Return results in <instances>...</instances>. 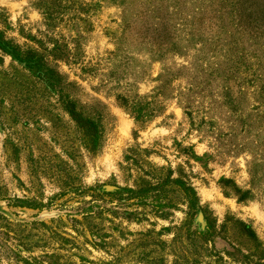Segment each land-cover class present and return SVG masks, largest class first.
Returning <instances> with one entry per match:
<instances>
[{
    "label": "rangeland",
    "instance_id": "374dc122",
    "mask_svg": "<svg viewBox=\"0 0 264 264\" xmlns=\"http://www.w3.org/2000/svg\"><path fill=\"white\" fill-rule=\"evenodd\" d=\"M49 1L0 0V264H100L97 228L132 247L153 230L165 264H264V99L252 81L239 113L229 109L209 47L192 37L203 0ZM66 100L96 123L95 148ZM71 182L85 194L53 198ZM184 183L203 214L191 228L214 225L208 243L184 237ZM89 186L146 187L147 202L160 196L170 206L93 200ZM95 203L98 216L77 215Z\"/></svg>",
    "mask_w": 264,
    "mask_h": 264
},
{
    "label": "trees",
    "instance_id": "16d2710c",
    "mask_svg": "<svg viewBox=\"0 0 264 264\" xmlns=\"http://www.w3.org/2000/svg\"><path fill=\"white\" fill-rule=\"evenodd\" d=\"M71 1L74 2L75 0ZM162 1L150 0V3L153 5L154 2L161 3ZM54 2L56 3V0H51L48 4L53 5ZM203 3L200 10H197L194 14V30L197 32L192 33V37L200 45L209 47L204 56L215 61V66H212V69L222 75L224 84L222 91L225 96V102L228 103L229 109L233 113H239V95L242 93L241 90L244 86L253 84L252 81L260 84L259 96H263L264 99V40L263 43H260V39H264V0H203ZM77 5L81 7L83 5H92V3L81 1ZM154 5V9L157 10L159 4ZM57 6H61V2ZM159 32L158 30V34ZM1 42L2 39H0V44ZM28 53L34 57L30 50ZM63 107L76 126L81 129L87 145L90 148H95L99 134L96 123L85 116L72 100H66ZM223 181L232 186L239 199L243 200L246 198L248 191H242L230 179H224ZM166 182L171 181L168 178L160 181L159 190L162 193L165 192L164 186ZM85 189L90 192L88 193L89 196L95 197L93 200L107 196L111 197V199L124 200L131 203L134 200L133 204H149L156 209L170 206L167 204L168 201H162L160 196H156L150 202H147L149 194L146 187L145 193L130 188H122L121 186L106 187V189L103 188L100 191H96L94 186L85 187ZM181 189L186 198L187 206L185 210L186 217L181 223V227L185 231V239L192 244L195 242L196 237L200 238L203 243L210 242L214 225L209 219H205L206 226L204 229L195 230L191 228L193 219L201 210L195 190L188 183L182 184ZM82 190L71 182L66 187H62L61 193L55 194L53 198L65 193H83L84 191ZM94 207L96 211L92 207L88 211H80L77 215L88 219L94 213L96 217L102 212V209L97 203L94 204ZM121 214L127 220H134V217H130L132 212ZM199 214L203 217L202 213ZM236 225L249 239L254 240L256 238L254 232L247 224L239 222ZM115 226H118V224H115ZM115 228L118 230V227ZM163 229L169 228L164 227ZM138 235L135 241L137 245L132 247L130 243L120 245L119 237H122V235L108 237L106 233H101L99 228L90 230L92 244L103 250L105 254L104 259L100 260V264H119L128 257L134 264H165L163 261L164 257L160 251V246L163 245L164 241L157 238L158 233L153 234V230H146L139 232ZM62 240L67 243L70 241V239L66 238H62ZM155 246H158V248H155ZM79 258L85 261L81 255ZM194 260L195 264H202L196 259ZM56 262L55 264H57ZM89 264L93 263L90 262ZM170 264H181V262L179 259H175Z\"/></svg>",
    "mask_w": 264,
    "mask_h": 264
}]
</instances>
